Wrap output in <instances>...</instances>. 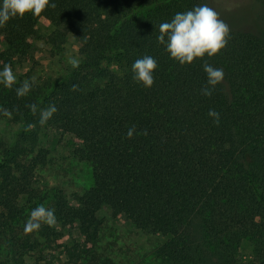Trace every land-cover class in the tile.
I'll return each instance as SVG.
<instances>
[{
	"label": "trees",
	"instance_id": "16d2710c",
	"mask_svg": "<svg viewBox=\"0 0 264 264\" xmlns=\"http://www.w3.org/2000/svg\"><path fill=\"white\" fill-rule=\"evenodd\" d=\"M51 2L39 16L0 28V69L34 63L35 41L61 50L60 27L76 36L82 56L24 97L15 92L21 78L11 90L0 85V117L19 125L0 144V264H98L104 207L166 237L156 249L164 264H264V42L229 28L218 54L180 65L158 41L160 25L205 0ZM43 20L55 30L42 33ZM146 55L158 64L150 88L132 72ZM204 64L225 73L211 96L201 93ZM53 104L57 112L41 125V110ZM44 127L71 135L73 155L91 167L92 185L71 201L34 185L44 153L29 154ZM40 205L55 210L56 223L25 232ZM65 229L79 239L63 243ZM242 240L252 245L248 261L239 254Z\"/></svg>",
	"mask_w": 264,
	"mask_h": 264
},
{
	"label": "rangeland",
	"instance_id": "374dc122",
	"mask_svg": "<svg viewBox=\"0 0 264 264\" xmlns=\"http://www.w3.org/2000/svg\"><path fill=\"white\" fill-rule=\"evenodd\" d=\"M205 4L214 9L229 28L251 34L264 42V5L262 0H205ZM42 33H51L55 29L43 20L39 24ZM66 42L59 51H51L42 41H35L37 52L34 63H24L12 67L17 79L42 82L53 79L64 65L78 63L82 56L78 52L77 38L65 27L59 28ZM100 83H102L100 81ZM19 125L9 117H0V144L9 143L18 131ZM28 148L29 145L25 144ZM44 153V162L34 170V185L40 188L59 189L71 201L80 196L92 185L91 167L73 155V137L45 128L38 137L36 147ZM99 233L97 242L98 264H164L156 258V249L167 238L151 235L136 229L122 218L112 216L108 208H101L97 213ZM79 239L76 229H65L62 242L68 243ZM239 254L248 261L252 256V245L242 240ZM72 264V263H69Z\"/></svg>",
	"mask_w": 264,
	"mask_h": 264
},
{
	"label": "clouds",
	"instance_id": "9594fccd",
	"mask_svg": "<svg viewBox=\"0 0 264 264\" xmlns=\"http://www.w3.org/2000/svg\"><path fill=\"white\" fill-rule=\"evenodd\" d=\"M47 7H55L51 0H0V28L4 27L14 18H23L26 14L39 16ZM158 41L165 46L170 58L180 65H190L194 60L205 56L212 57L224 49L228 43L230 29L226 23L219 19L218 13L207 4L196 6L191 10L177 12L170 22L160 25ZM73 67L78 66V61L72 59ZM158 64L154 57L146 55L134 61L132 65L133 79L150 88L154 84V71ZM203 71L206 74V85L201 89L205 96H211L216 86L222 83L224 71L212 65L204 64ZM34 80H25L15 88L17 97H24L33 88ZM17 84V77L12 67L5 64L0 69V85L13 89ZM75 88V86H73ZM33 112L36 105H30ZM55 104L41 110L40 124H45L54 113L57 112ZM7 115L8 111L3 110ZM208 115L219 123L220 114L210 110ZM134 129H129L127 135L131 137ZM55 210L40 205L31 210L30 217L26 221L24 231L31 233L38 231L42 224L52 226L56 223Z\"/></svg>",
	"mask_w": 264,
	"mask_h": 264
}]
</instances>
